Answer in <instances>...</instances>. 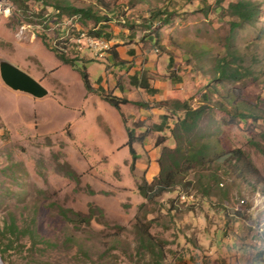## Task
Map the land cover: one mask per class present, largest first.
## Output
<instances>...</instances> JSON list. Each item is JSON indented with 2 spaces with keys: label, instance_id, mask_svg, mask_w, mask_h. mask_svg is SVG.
Wrapping results in <instances>:
<instances>
[{
  "label": "rangeland",
  "instance_id": "rangeland-1",
  "mask_svg": "<svg viewBox=\"0 0 264 264\" xmlns=\"http://www.w3.org/2000/svg\"><path fill=\"white\" fill-rule=\"evenodd\" d=\"M102 1L127 19L137 20L148 15V5L154 7L165 0H148V5H138L139 10L122 8L126 0ZM173 1L177 11L169 24L160 27L162 44L171 49L167 53L172 62L153 55L148 60L134 57L142 32L137 26L131 29L116 23V31L108 32L107 40L124 64L114 66L110 55L97 60L89 49L75 43L76 34L93 30L92 22L86 26L80 18L76 21L74 16L58 13L36 0H0V59L28 73L49 91L43 99H34L10 90L0 79V226L11 216L21 223L22 209L35 200L85 215L91 204L103 210L108 223L67 227L57 216V206H46L37 215V233L56 246L43 253L33 250L32 264H152L150 253L139 247L134 225L147 229L159 241L161 264H264L258 255L264 242L257 238L258 234L264 237V194L253 189L252 181L235 180L211 164L195 170L168 192L154 191L144 199L138 191L140 185L151 183L162 167L169 166L166 156L159 163L161 153L174 147L165 139L158 153L154 152L161 136L147 130L162 123L153 110L161 101L137 95L138 87L124 80L131 75L120 72L128 69L132 74L149 68L153 78H171L178 86L175 100L191 98L206 83L204 75L211 58L224 50V38L235 21L226 9L238 0H223V10L215 8L216 0L169 2ZM249 1L257 4L258 17L235 30L232 45L242 55L239 66L248 68L251 75L233 86L264 111V0ZM136 30V36L130 38ZM43 41L59 48L74 63H62ZM190 46L209 47L211 54L206 60H196L190 55ZM82 73L93 91L87 90ZM103 75L111 77L104 88L98 84ZM97 91L128 102H118L116 108ZM141 101L146 104L141 105ZM140 109L153 114L142 128L133 121ZM167 116L172 126L183 114L169 110ZM126 128L136 137L141 133L145 136L142 143L132 145L135 159L127 147ZM262 131L264 120H230L214 111L204 116L191 137L210 134L223 151L242 150L264 183V153L250 145L254 141L264 150L259 136ZM141 145H149V152L156 154L154 164ZM63 162L79 175V183L63 174L58 166ZM212 175L215 181L209 178ZM68 236L75 243L66 241ZM114 239L117 246L110 248ZM29 242L27 238L20 240L25 245L21 254H4V264H25Z\"/></svg>",
  "mask_w": 264,
  "mask_h": 264
},
{
  "label": "trees",
  "instance_id": "trees-1",
  "mask_svg": "<svg viewBox=\"0 0 264 264\" xmlns=\"http://www.w3.org/2000/svg\"><path fill=\"white\" fill-rule=\"evenodd\" d=\"M44 4V7H52L60 12L61 14H66L67 16H74L77 21L79 18L84 25L93 23V30L88 33L96 37L105 36L106 40L109 38V25L108 22L113 21L115 24L127 25L131 29L136 26L142 32L138 44V51L142 56L153 55L154 57L161 58L167 57L171 61L172 56L167 52H170L168 45L162 44V35L160 27L163 24H169L171 22V17L175 11L176 7L173 6V2L170 0H165L154 7L149 6L148 0H126L123 2L122 8L134 9L138 7L141 3L148 5V15L146 17L138 18L137 20L127 19L126 15H121L119 10H113L104 3L102 0H94L90 3L77 4L74 0H36ZM223 0H216L215 8L221 7ZM257 4L249 0H238L234 3H230L227 6V12L235 19L234 22L230 23V34L224 39V50L221 54H217L215 57L211 58V66L209 67L207 73L204 77L207 79L206 83L201 86L197 92L189 99L185 101L180 100H170L161 101L159 107H164L170 113L181 112L183 117L173 122V125H168L170 120L167 115L162 117V123L159 125H153L148 127L149 131H154L161 133L164 129L167 130L168 135L166 137H160L156 141V146H161L164 144L165 139L170 141V144L174 149H164L161 153V159L166 156L169 161V166L167 164L162 167L160 173L153 178L151 183H144L140 185L138 191L144 199H148L149 195L154 191L156 192H168L169 187H174L182 182V179L193 174L195 170L202 169L208 165L214 164L217 169L223 170L225 175H233L235 180L242 178V180H250L253 183V189H258L261 194H264V183L260 177L258 170L250 161L249 157L240 149L233 151H223L220 148V142L218 139H214L210 134H202L194 139L191 137L193 132L199 128V124L206 114L210 115L214 111H220L225 115H228L230 120L237 121H252L257 122L259 119L264 120V111L261 110L255 102L250 101L246 98L241 90L234 87V84H238L242 80H245L251 75V71L248 68L240 67L239 63L243 61L240 52L233 47V33L236 29L244 24H249L254 22L257 15ZM116 9H120L118 5H115ZM118 11V12H117ZM118 15H115V14ZM126 13V12H125ZM60 14V15H61ZM120 14V16H119ZM58 15V17L60 16ZM109 15L113 16L109 19ZM106 19H109L105 21ZM140 22V23H137ZM107 24H101V23ZM99 25L98 29L96 26ZM130 31V29H129ZM136 31H133L130 38L136 36ZM138 33V32H137ZM104 39V38H103ZM110 40V39H108ZM44 46L49 48L55 56L64 64H73L72 59L67 57L64 52L59 48L53 47L50 44L43 41ZM191 47L190 55L196 60H206L211 54L210 48L206 46L201 47ZM193 49L197 52L193 53ZM132 53V51L130 52ZM112 58L113 65H121L122 61L118 59V54L111 50L109 54ZM202 69V66L199 67ZM83 80L87 90L93 91L88 85L87 75L82 73ZM147 73L142 72V77H146ZM171 79V78H170ZM134 84H139L137 79H132ZM140 85V84H139ZM148 92H152V89L147 88ZM101 97L110 103L111 105L118 108V102L127 103L125 99H117L110 94L102 93L97 91ZM173 104L171 108L169 105ZM123 122L126 120L123 118ZM126 134L128 137L127 147L131 154L136 156V153L132 149L133 143L140 141L141 137H136L134 131L126 128ZM259 136L264 142V131H262ZM254 148H256L260 153H264L263 148L259 143L254 141L250 142ZM167 163V162H166ZM63 174L75 183H79V175L71 168L67 162H63L58 165ZM212 181L216 180V176L212 175L209 177ZM148 185V186H146ZM170 189V188H169ZM167 190V191H166ZM225 203H229L224 201ZM242 204L246 203L244 200L241 201ZM48 209L52 206H57V216L65 223L68 227L71 226H90L92 222H95L99 226H107L108 223L105 221L104 212L101 208L94 205H88L87 214H80L75 212L70 208H64L62 206L56 205L55 203L41 204L39 201L35 200L31 202L30 206H25L21 211L22 222L19 223L16 217L11 216L8 221H5L3 226H0V264H4V254L8 252L15 251V253H22L25 245L20 243V240L27 238L30 242V246L27 249V257L24 256L27 261L25 264H32L31 253L38 251L43 253L49 247H55L54 243L44 239L37 233V228L39 226V220L37 215L41 209L45 207ZM27 210V216L24 215V211ZM238 211V209H236ZM236 215L238 213H235ZM235 215V216H236ZM236 218V217H235ZM134 234L138 241L139 247L146 249L153 258L152 264H161L163 258L162 246L159 241L151 237L147 229H142L137 225H134ZM259 241L264 242V237L261 234L257 235ZM66 241L75 243L72 237L68 236ZM38 245H42L39 248ZM117 246V240L114 239L110 245V248H115ZM264 249V248H263ZM259 256L262 255L264 259V250L261 251Z\"/></svg>",
  "mask_w": 264,
  "mask_h": 264
},
{
  "label": "crops",
  "instance_id": "crops-1",
  "mask_svg": "<svg viewBox=\"0 0 264 264\" xmlns=\"http://www.w3.org/2000/svg\"><path fill=\"white\" fill-rule=\"evenodd\" d=\"M74 1L77 2V4H82V3H90V2H93L94 0H74ZM112 23H114V22L113 21L108 22L109 32H115L116 31L115 23L114 24H112ZM101 24H107V22L106 23L103 22ZM99 25L100 24H98L96 26V29H98ZM130 54H132V53H130ZM140 56H142V55L140 54V52L138 50H136L134 57L140 58ZM149 57H150L149 55H145V56H142V59L148 60ZM109 58H110V60H112L111 56ZM129 58H133V57H129ZM111 64L113 65V63H111ZM128 71H129L128 69L127 70H122L120 73L124 72V73H128L129 75H131L129 80L126 79V77H125V79H124L125 82L126 81L127 82L128 81H132L133 82L132 79H134V78L139 81L140 85L139 84H134L135 86L138 87V89H136L137 91L135 90V92H137V95H140V96L141 95H147L148 98H149V101L151 99V102H152V99H155L156 101H170V100L177 99L178 95L176 94V91L178 90V86L172 84V82H171L172 79L168 78L167 80L159 81V80L153 78V75H152L153 73L151 72V70L149 68H145V67L142 68L141 70H138L136 73H132V74H131V72H128ZM144 71L147 73L146 77H142V72H144ZM120 73H119V76H120ZM134 75H135V77H133ZM110 79H111L110 76H107V75L104 76L103 75V76H101V78H99L98 84L101 85L104 88L105 86H108L109 83H108L107 80H110ZM112 85L116 86V81H113ZM148 87L150 89H152V92H148V90H147ZM133 91L134 90H131L130 92H133ZM150 95H151V98H150ZM144 104H146V103L141 101V105H144ZM154 108H155V109H153L155 111L154 114L157 117H159V118L163 117L164 115H167V113H168L167 109L164 108V107H159V106L157 107L156 106ZM156 108H158V109H156ZM140 110H141L140 111L141 114H139V117L133 119L134 122L138 121V124H137L138 128L146 127L147 126L146 123L150 120V117L151 118L153 117V114H152L151 111L147 112V111H144V109H140ZM170 124H171V122L168 121V125H170ZM154 125H159V124L155 123ZM147 131H149V130H147ZM155 133H157V132H155ZM166 133H167V130L164 129V131L161 132V133H158V135L161 136V137H166ZM139 136L141 138L145 139V136H143L142 133ZM140 143H142V141ZM149 147H150L149 145H147V146L141 145V151H143V153L147 156V158L152 162L151 163V165H152V164H154L153 163L154 161H152V160H153V158H154V156L156 154H153V152L151 153L152 150H150V152H149ZM156 147L157 148H156V150H154V152L158 153V150H159L160 146H156Z\"/></svg>",
  "mask_w": 264,
  "mask_h": 264
},
{
  "label": "water",
  "instance_id": "water-1",
  "mask_svg": "<svg viewBox=\"0 0 264 264\" xmlns=\"http://www.w3.org/2000/svg\"><path fill=\"white\" fill-rule=\"evenodd\" d=\"M0 79L10 90L27 94L34 99H43L49 94L39 81L3 59H0Z\"/></svg>",
  "mask_w": 264,
  "mask_h": 264
},
{
  "label": "built area",
  "instance_id": "built-area-1",
  "mask_svg": "<svg viewBox=\"0 0 264 264\" xmlns=\"http://www.w3.org/2000/svg\"><path fill=\"white\" fill-rule=\"evenodd\" d=\"M75 43L85 46L89 49L93 57L97 60L106 59L111 50V41L90 35L88 31H83L81 34H76Z\"/></svg>",
  "mask_w": 264,
  "mask_h": 264
}]
</instances>
